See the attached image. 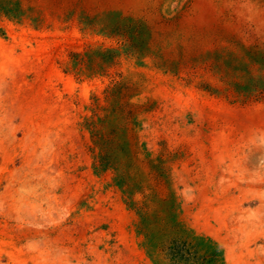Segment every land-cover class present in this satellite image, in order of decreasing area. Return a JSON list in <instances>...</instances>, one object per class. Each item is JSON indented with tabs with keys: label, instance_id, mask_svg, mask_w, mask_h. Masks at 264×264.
I'll use <instances>...</instances> for the list:
<instances>
[{
	"label": "rangeland",
	"instance_id": "1",
	"mask_svg": "<svg viewBox=\"0 0 264 264\" xmlns=\"http://www.w3.org/2000/svg\"><path fill=\"white\" fill-rule=\"evenodd\" d=\"M0 242L264 264V0H0Z\"/></svg>",
	"mask_w": 264,
	"mask_h": 264
},
{
	"label": "bare ground",
	"instance_id": "2",
	"mask_svg": "<svg viewBox=\"0 0 264 264\" xmlns=\"http://www.w3.org/2000/svg\"><path fill=\"white\" fill-rule=\"evenodd\" d=\"M2 45V44H1ZM13 54V53H12ZM10 56H12V55H10ZM12 61V60H11ZM18 61V60H17ZM10 62V61H9ZM14 64V63H13ZM19 64V63H18ZM5 68V67H4ZM211 104V103H210ZM210 106V105H209ZM211 108V107H210ZM217 109V108H216ZM220 110V109H219ZM224 110V109H223ZM1 243V242H0Z\"/></svg>",
	"mask_w": 264,
	"mask_h": 264
}]
</instances>
